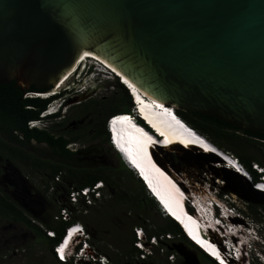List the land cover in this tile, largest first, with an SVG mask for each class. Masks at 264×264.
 <instances>
[{
  "label": "water",
  "instance_id": "water-1",
  "mask_svg": "<svg viewBox=\"0 0 264 264\" xmlns=\"http://www.w3.org/2000/svg\"><path fill=\"white\" fill-rule=\"evenodd\" d=\"M85 56L147 100L264 134V0H0V85L62 91Z\"/></svg>",
  "mask_w": 264,
  "mask_h": 264
},
{
  "label": "clouds",
  "instance_id": "clouds-1",
  "mask_svg": "<svg viewBox=\"0 0 264 264\" xmlns=\"http://www.w3.org/2000/svg\"><path fill=\"white\" fill-rule=\"evenodd\" d=\"M100 66H103V69H100ZM78 68L74 71L75 74L73 79L75 76L76 78H80L84 75L87 80H93V73L95 71L104 75L107 69L121 78L119 74L95 57L88 58L87 61L82 63L80 69ZM111 72L108 71L107 73L113 76ZM116 76L113 77L117 78L121 82L120 84L128 90L132 107L129 111L117 112L108 118L105 125L109 137L108 147L117 154L119 162L133 175L135 180L142 183L146 196L157 205L159 216L164 220L171 219L175 221L181 228L182 233L189 235L190 229H197L199 234H205L210 241L218 245L222 251L227 254L228 260L232 264H264V238L258 234L254 223L248 221L244 225L241 224L242 220L246 221V218L241 210L237 208L236 203L232 201V195H230L232 194V190H230L232 188L227 182V178L232 179L234 184L237 185L236 187L242 182L243 185H241L244 191H248L249 189V191L253 192L255 195L264 196V168L258 164H253V170L259 175V177L255 178L237 156L222 150L229 156L224 155L212 146V144H214L212 141L208 138L205 139V137L202 138L201 134L188 127L181 120L182 118L178 114L177 108L169 104L161 105L144 98L147 100L145 104L142 100L144 96L139 91L137 92L134 86L130 87L123 79L120 80ZM67 87L64 89H72ZM60 92L61 91L44 94L34 92L25 93V97L29 98L43 100L53 99L48 104L47 108L41 112V120L37 121L38 125L35 126V128L39 127V124H48L45 119L50 116H58V118L54 120L55 122L66 119L72 106L70 103L72 100L68 101L63 97L58 98L62 95ZM146 107L159 113L156 114L157 117L153 116V118L157 123H165V129L169 132L170 137L173 136L178 141H186L181 143L186 149L179 147L176 151H173V149L170 154L168 153L167 148L171 147V144L168 143L169 137L165 135V132L162 133L157 127L150 126L149 118H147L143 112L147 110ZM141 108H143V111ZM121 117H127V120L121 121ZM114 120L117 121L115 125L112 123ZM188 139H190L189 143ZM191 144L194 145V147H191ZM71 145L72 144H70V146ZM216 147L218 148V146ZM201 148L203 152L200 150ZM191 149H194L196 152L195 154L188 155ZM178 156L193 159L192 161L195 162H185L180 160ZM202 169L205 170V173L201 171ZM207 170L212 174L209 175ZM60 173L63 175L65 183L73 187H78L73 182H67L64 178V173ZM187 175L191 182L186 180ZM53 179L50 178L47 191L44 193L51 202L53 201L48 196L47 192ZM101 182L104 183L106 188L108 187L104 181ZM194 185H204L212 192L211 196L205 199L206 206L204 208L201 191L196 190ZM105 189L103 190L104 192ZM105 198L106 193H104L103 200ZM53 203L57 204L55 202ZM170 211L183 217L185 223H180L169 213ZM58 213L59 206L57 213L52 215L53 222H56L54 221V216ZM85 216L87 215H80L76 219L84 228V234L81 236L70 234L64 237V228L66 224L63 222H58L63 223V231L60 238L55 230H53L55 232L53 235H47L45 229H52L45 228L42 224H40V227L37 224L48 238L59 239L58 243L61 242V247L64 248L66 253V258L63 256V259L57 260L52 252L54 258L61 264H73L72 260L75 258V252L78 253L80 249L83 250V252H88L89 247L94 246L92 243L93 237L87 225L79 219ZM212 227L216 229L214 230ZM143 228L146 230L145 227ZM227 231L233 232L230 235ZM85 233L89 234L91 238L85 237ZM147 233L152 234L148 231ZM214 236L216 238H214ZM225 250H227V252ZM100 254L105 255L103 253ZM105 256L107 257V255ZM181 256L187 258L182 254ZM209 257L217 264H224L218 258ZM108 259L112 261L110 258ZM256 259L259 260V262L256 263ZM194 264L198 263L195 261Z\"/></svg>",
  "mask_w": 264,
  "mask_h": 264
},
{
  "label": "rangeland",
  "instance_id": "rangeland-1",
  "mask_svg": "<svg viewBox=\"0 0 264 264\" xmlns=\"http://www.w3.org/2000/svg\"><path fill=\"white\" fill-rule=\"evenodd\" d=\"M117 80L113 76L102 75L97 71L93 73V80H87L84 75L80 78L75 76L67 87L72 89H63L60 92L63 98L68 101H76L72 104L66 119L60 122L39 124V127L54 129L55 133L65 131L67 134H72V138H78L77 142L70 147L74 150H87V155L82 154V158L78 160V163L85 167L105 166L116 170L120 169L117 157L102 154L104 145L98 137H95L92 127L93 113L80 114L76 108L79 107L78 105L81 102H86L89 99L100 101L115 98L119 94ZM118 82L121 83L119 80ZM181 120L188 127L197 131L183 119ZM11 140L14 145L21 146L29 155L41 157L43 161L52 159L46 145L36 143L20 144L16 138H11ZM49 173L48 170L43 168L23 167L18 160L5 158L0 153V191L8 195L23 210L24 216L32 224L36 226L42 224L45 228L52 223V215L58 211V204L51 202L43 191L50 180ZM67 182L72 181L67 180ZM117 184L119 187L118 195L121 193L125 196L126 193L131 194L138 190L137 183L128 180L126 176L117 180ZM236 190V194L233 193L234 190H232V194H229L232 195V197L230 196L232 201L236 203L237 208L241 210L246 218V221L242 220L241 224L244 225L248 221L254 223L256 231L264 238V215H261V213L260 215H253L248 206L251 203L255 205L264 204V197L253 194L249 189L242 194L237 193L239 191ZM114 192L110 187H107L104 192L106 198L92 209L89 215L79 218L88 225V230L93 237L94 247L100 253H106L105 255L108 253L111 257L126 255L131 248L132 231L135 226L141 225L149 230H154L163 224V219L155 209L149 208L146 212L127 209L126 202H115ZM182 243V240L176 241L180 253L186 254V257H193V260L198 264H209L194 249ZM255 262L257 263L259 260L256 259ZM0 264L61 263L54 258L53 253L45 245L40 235L28 229L24 224L10 223L0 218ZM160 264L165 263L161 262Z\"/></svg>",
  "mask_w": 264,
  "mask_h": 264
},
{
  "label": "trees",
  "instance_id": "trees-1",
  "mask_svg": "<svg viewBox=\"0 0 264 264\" xmlns=\"http://www.w3.org/2000/svg\"><path fill=\"white\" fill-rule=\"evenodd\" d=\"M116 84L119 94L115 98L100 101L89 99L86 102H81L78 105L79 107H76L80 114L93 113L92 127L95 137H98L104 145L102 154H108L114 157H117V154L108 147L109 137L105 128L106 122L111 115L121 111H129L132 107L128 90L118 80ZM26 92L40 93L34 86L29 91H22L19 87H16L15 83L0 85V153L5 158L16 159L26 168L35 167L48 170L51 179L62 172L64 173L65 179L72 181L78 187L90 186L97 181H104L108 187L115 191V202H126L128 205L127 209L146 212L151 208L157 211V205L146 196L142 183L136 181L122 163L119 162V170L105 166L85 167L78 163V160L82 158V154L87 155V150H74L70 148V144L76 143L78 138H72V134H67V132L55 133L54 129L52 130L49 127L30 128L29 123L41 120V112L47 108L53 99L43 100L25 97ZM62 97L63 95H60L58 98ZM177 112L188 125L195 128L220 149L237 156L255 178L259 177L252 166L253 164H258L264 168V134L243 130L225 121L200 113L183 109H178ZM56 118L58 116H50L45 120L49 124L54 123ZM11 138H16L20 144L36 143L46 145L52 155V159L43 161L41 157L29 155L21 146L14 145ZM123 176L137 183L138 190L131 193L132 195L130 193H126L125 196L121 195V193L118 195L119 187L117 186V180ZM49 182L50 180L47 182V186ZM47 186L43 190L44 193L47 191ZM248 206L253 215H260V213L264 215V204L255 205L251 203ZM0 218L10 223L24 224L28 229L40 235L51 252H53V246L58 243L59 239L48 238L38 226L32 224L24 216L23 210L2 191H0ZM47 228L55 230L59 238L62 236L63 223L52 221ZM146 230L153 234H182L179 225L171 219H163L161 226L156 227L154 230H149L146 227ZM181 240L183 242L182 244L194 249V246L185 239L182 238ZM132 242L133 239H131V248L126 255L111 257L107 253V257L116 263H127L128 260L135 256V249L133 248ZM194 250L206 263L217 264L203 252L197 249ZM187 259H190V257H187Z\"/></svg>",
  "mask_w": 264,
  "mask_h": 264
},
{
  "label": "built area",
  "instance_id": "built-area-1",
  "mask_svg": "<svg viewBox=\"0 0 264 264\" xmlns=\"http://www.w3.org/2000/svg\"><path fill=\"white\" fill-rule=\"evenodd\" d=\"M29 125L30 128H35L38 122H30ZM105 188L106 186L101 181H97L91 186L80 188L65 183L61 173L54 177L49 185L47 194L59 206V213L54 216V221L66 224L64 237L70 234L77 236L84 234L83 226L76 219L80 215H88L91 209L99 205L104 198L103 190ZM45 232L47 235H53L55 233L53 230L46 229ZM132 236L135 256L125 264H160L161 262L165 264H194L195 260L193 258H183L181 256L182 253L180 254L177 249L176 241H181L182 238L194 246V249L207 254L186 233L178 235L171 233L148 234L143 227L136 226L133 228ZM85 237L91 238L86 233ZM61 245V242H59L53 248V253L57 260H61L58 251ZM63 256L66 258L65 251ZM74 256L75 258L72 260L73 264H119L110 261L105 255L100 254L94 246H90L88 252H83L80 249L78 253H74Z\"/></svg>",
  "mask_w": 264,
  "mask_h": 264
},
{
  "label": "bare ground",
  "instance_id": "bare-ground-1",
  "mask_svg": "<svg viewBox=\"0 0 264 264\" xmlns=\"http://www.w3.org/2000/svg\"><path fill=\"white\" fill-rule=\"evenodd\" d=\"M90 57H94V56H85L83 59H81L80 60V62H78L79 64H80V66L82 65V63L84 62V61H87V59L88 58H90ZM97 60H99V59H97ZM105 63V62H104ZM80 66H79V68L78 69H80ZM109 66V65H108ZM112 70H114L117 74H119L120 76H121V78H119L118 76H116V74H114L113 72H111L109 69H107L109 72H111L112 73V75L113 76H116V77H118L120 80L121 79H123V81L124 82H126L130 87H133V85L119 72V71H117V70H115L114 68H112L111 66H109ZM99 68H101V69H103V66H100ZM105 71V70H103V71H105L104 72V74H107V75H110V74H108L107 72L108 71ZM74 71V70H73ZM71 77V76H70ZM70 77L68 78L69 80H70ZM64 86H66V82H64L63 83V86L62 87H64ZM62 87H60V88H62ZM135 88V87H134ZM135 90L138 92V90L135 88ZM145 97H143V102L146 104V99H144ZM146 109L147 110H144L143 111V108H141V110L144 112V114H145V116L147 117V118H149V121L151 122H149V124H150V126H152V127H157L162 133L163 132H165L166 134V136L167 137H169L168 138V143L169 144H171V147L170 148H167V151H168V153L170 154V152H172V150L173 151H176L177 149H179V147H181L182 149H186V148H184L182 145H181V143L182 142H186V141H178L176 138H174L173 136H169V132L167 131V129H165V123H157L155 120H154V118H153V116H156L157 117V115L156 114H159V113H156V112H154L152 109H150V108H148V107H146ZM147 113H148V115H147ZM126 122V121H125ZM202 138H203V136H202ZM206 139V138H205ZM209 141V140H208ZM190 142V139H188V143ZM186 144V143H185ZM212 144V143H211ZM209 146V145H208ZM212 146H214L219 152H221V153H223L224 155H227V156H229L226 152H224V151H222V150H220L219 148H217L214 144H212ZM191 147H194V145H192L191 144ZM202 152H203V149L201 148L200 149ZM195 150L194 149H191V151H190V153L188 154V155H192V154H195ZM202 172H204L205 173V170L204 169H202L201 170ZM207 172H208V174L209 175H211L212 173H210V171H208L207 170ZM213 174H215V173H213ZM186 180L188 181V182H191V180H190V178H189V176L187 175L186 176ZM242 185H243V183L242 182H240ZM226 184H228V183H226ZM195 186V188H196V190H199V191H201V196H202V198H203V200H202V203H203V208L206 206V203H205V199L206 198H208V197H210L211 196V191L209 190V188H207V187H205L204 185H194ZM232 189H230V190H234V194H236V188H233V187H231ZM238 191L239 192H237V193H239V194H242L243 193V191L241 190V189H238ZM259 192V191H258ZM174 218H176L180 223L181 222H183V223H185V221H184V219H183V217H181L180 215H178L177 213H175V212H173V211H170L169 212ZM212 228H214V230L216 229L215 227H212ZM225 232V231H224ZM232 232L233 231H227V233L228 234H232ZM189 235H190V237L193 239V241H195V243H197L198 244V246H199V248H201L205 253H207L209 256H211V257H213V258H218V259H220L224 264H232L229 260H228V256H227V254L224 252V251H222V249L218 246V245H215V243L214 242H212V241H210L209 239H208V237L205 235V234H199L198 233V231H197V229H195V230H191L190 229V231H189ZM214 238H216L215 236H214ZM226 252H227V250H225Z\"/></svg>",
  "mask_w": 264,
  "mask_h": 264
},
{
  "label": "snow or ice",
  "instance_id": "snow-or-ice-1",
  "mask_svg": "<svg viewBox=\"0 0 264 264\" xmlns=\"http://www.w3.org/2000/svg\"><path fill=\"white\" fill-rule=\"evenodd\" d=\"M121 121L127 120V117H121L120 118ZM113 125H115L117 123L116 120L112 121ZM59 253H60V258L63 259V253H64V248L61 247L60 249H58Z\"/></svg>",
  "mask_w": 264,
  "mask_h": 264
},
{
  "label": "crops",
  "instance_id": "crops-1",
  "mask_svg": "<svg viewBox=\"0 0 264 264\" xmlns=\"http://www.w3.org/2000/svg\"><path fill=\"white\" fill-rule=\"evenodd\" d=\"M87 225V224H86ZM88 226V225H87ZM89 228V227H88Z\"/></svg>",
  "mask_w": 264,
  "mask_h": 264
},
{
  "label": "flooded vegetation",
  "instance_id": "flooded-vegetation-1",
  "mask_svg": "<svg viewBox=\"0 0 264 264\" xmlns=\"http://www.w3.org/2000/svg\"><path fill=\"white\" fill-rule=\"evenodd\" d=\"M65 132V131H64Z\"/></svg>",
  "mask_w": 264,
  "mask_h": 264
}]
</instances>
